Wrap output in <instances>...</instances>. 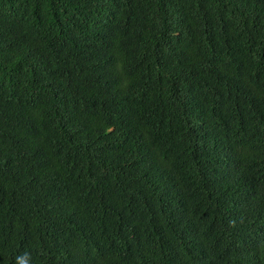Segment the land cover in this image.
Segmentation results:
<instances>
[{
    "label": "trees",
    "instance_id": "1",
    "mask_svg": "<svg viewBox=\"0 0 264 264\" xmlns=\"http://www.w3.org/2000/svg\"><path fill=\"white\" fill-rule=\"evenodd\" d=\"M264 264V0H0V264Z\"/></svg>",
    "mask_w": 264,
    "mask_h": 264
},
{
    "label": "clouds",
    "instance_id": "2",
    "mask_svg": "<svg viewBox=\"0 0 264 264\" xmlns=\"http://www.w3.org/2000/svg\"><path fill=\"white\" fill-rule=\"evenodd\" d=\"M16 264H31V256L28 253L18 256L16 258Z\"/></svg>",
    "mask_w": 264,
    "mask_h": 264
}]
</instances>
